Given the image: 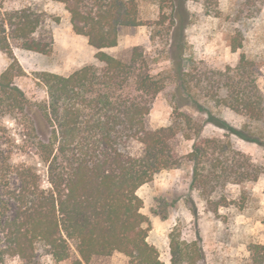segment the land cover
<instances>
[{"label":"trees","instance_id":"1","mask_svg":"<svg viewBox=\"0 0 264 264\" xmlns=\"http://www.w3.org/2000/svg\"><path fill=\"white\" fill-rule=\"evenodd\" d=\"M53 1L63 4L72 31L96 50L99 65L86 64L67 75L37 72L47 100L31 102L14 81L24 70L13 52H49L48 33L41 30L45 14L27 1L6 7L0 0V50L10 58L0 72V264H7L8 256L32 264L39 248L67 264H88L113 252L124 254L128 264H164L147 241L150 221L141 211L137 189L181 163L178 138L193 140L186 154L192 185L213 211L221 205L213 198L217 190L229 182L258 179L264 163L228 148L221 138L202 136L186 109L174 108L166 125L148 126L163 80L148 68L142 46H132L125 57L104 50L117 45L120 27L142 24L135 0ZM231 47L236 51L239 46ZM176 66L182 89L190 93L189 70L182 69L180 59ZM257 79V64L241 52L234 67L211 72L204 80L221 105L264 124V94ZM33 106L47 125L44 138L36 133ZM9 121L33 137L32 151L45 166L47 185L34 164L12 161L2 140ZM208 122L226 128L216 118ZM133 142L140 144L139 151L131 149ZM248 250L250 264H264V243H250ZM169 255L171 264H200L203 258L196 241L180 240L175 233H170Z\"/></svg>","mask_w":264,"mask_h":264},{"label":"rangeland","instance_id":"2","mask_svg":"<svg viewBox=\"0 0 264 264\" xmlns=\"http://www.w3.org/2000/svg\"><path fill=\"white\" fill-rule=\"evenodd\" d=\"M6 7L24 2L42 11L45 18L42 31L48 33L50 49L46 54L15 48L14 56L24 73L15 83L33 103L45 102L47 90L36 77L37 72L50 71L67 75L86 65H99L95 49L86 38L71 28L69 14L62 3L53 0H2ZM142 24L120 27L118 42L104 50L125 57L135 45L143 47L151 72L163 81L162 90L153 100L148 114V126L166 125L174 108L192 112L201 127L202 136L223 139L228 148L247 154L253 162L264 163V124L250 122L221 105L215 91L204 80L211 72L234 67L243 52L258 66L257 84L264 94V0H135ZM232 43L237 47L232 50ZM189 70V90H183L176 74V60ZM10 62L0 50V72ZM32 118L38 137L48 134L41 113L33 106ZM190 108H204L209 116ZM226 128L212 122L211 118ZM210 118V119H209ZM8 129L2 138L11 150L14 163L35 165L47 185L45 166L32 151L33 137L25 134L22 125L6 122ZM193 140L179 137L176 151L181 163L162 170L137 189L143 200L141 211L150 221L147 241L153 244L164 264L170 263V233L180 240L196 241L203 252L200 264H250V243H264V175L254 181L229 182L213 194L220 200L215 211L208 209L205 199L192 185V163L186 154ZM131 149L139 151L133 142ZM227 151V150H226ZM7 264H30L17 256H8ZM32 264H67L55 262L43 249L37 250ZM88 264H128V258L113 252L94 257Z\"/></svg>","mask_w":264,"mask_h":264}]
</instances>
